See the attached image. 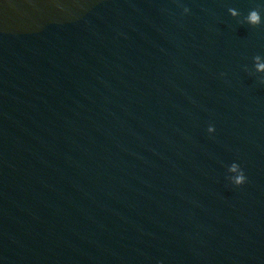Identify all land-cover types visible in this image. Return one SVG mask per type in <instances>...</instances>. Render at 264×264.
<instances>
[{"label":"water","instance_id":"obj_1","mask_svg":"<svg viewBox=\"0 0 264 264\" xmlns=\"http://www.w3.org/2000/svg\"><path fill=\"white\" fill-rule=\"evenodd\" d=\"M257 56L264 0H0V264H264Z\"/></svg>","mask_w":264,"mask_h":264},{"label":"clouds","instance_id":"obj_2","mask_svg":"<svg viewBox=\"0 0 264 264\" xmlns=\"http://www.w3.org/2000/svg\"><path fill=\"white\" fill-rule=\"evenodd\" d=\"M188 9H184V13H188ZM229 15L232 18H236L238 16V12L235 9H229ZM261 22V17L258 11L252 10L249 12V14L246 17L245 23H247L250 26H257ZM260 60V57L257 56L254 58V63H256V70L259 72L261 70H264V64H259L258 61ZM262 84H264V80L260 81ZM208 133L211 134L214 131V128L209 126L207 129ZM229 172L236 173L235 177L230 178L231 184H233L236 187H239L243 185L246 182V177L244 175V172L240 169L239 165L236 163H233L229 169Z\"/></svg>","mask_w":264,"mask_h":264}]
</instances>
